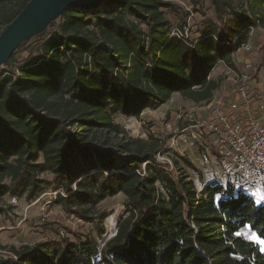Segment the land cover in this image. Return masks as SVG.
Returning <instances> with one entry per match:
<instances>
[{
    "label": "trees",
    "instance_id": "trees-1",
    "mask_svg": "<svg viewBox=\"0 0 264 264\" xmlns=\"http://www.w3.org/2000/svg\"><path fill=\"white\" fill-rule=\"evenodd\" d=\"M14 1L18 8L2 18L4 29L29 2L0 5ZM208 1L218 24L196 40L182 31L171 35L164 0L68 8L40 54L18 71L0 70V199L30 201L49 186L61 192L55 203L63 212L88 220L98 203L122 194L127 214L103 248L88 236L42 242L12 248L15 260L0 264H264V203L220 184L197 194L189 180L157 164L160 146L133 139L112 145L105 135L119 131L112 114L137 118L173 94L207 104L219 85L209 77L215 66L233 69L248 29H264V0H245L239 9ZM92 20L93 37L80 32Z\"/></svg>",
    "mask_w": 264,
    "mask_h": 264
},
{
    "label": "rangeland",
    "instance_id": "rangeland-1",
    "mask_svg": "<svg viewBox=\"0 0 264 264\" xmlns=\"http://www.w3.org/2000/svg\"><path fill=\"white\" fill-rule=\"evenodd\" d=\"M164 1L171 5L170 8L161 10L169 22L171 34H179L182 31L189 40H196L201 32L209 28L210 23L218 24L215 10L208 0H199L197 5L191 4L189 0ZM228 1L237 9L245 8V0ZM17 8V1L0 5V34L4 29V24L1 23L2 18ZM125 19L132 21L130 17ZM61 23L62 19L59 17L45 29L43 34L41 33V36L32 37L25 45L18 47L9 58L7 65L4 64L0 70L18 71L30 55L35 57L40 54L39 49L42 43L59 29ZM139 26L143 31L146 30L144 25ZM80 32L91 37L97 36V22L92 20ZM247 45L248 50L244 49ZM232 62L233 69L227 66L224 68L220 63L223 71L214 72L213 78L219 82V85L212 96L222 93L223 82L226 79L225 72H250V81L254 87L253 94L257 99L263 98L264 91L255 88V85L263 80L258 72H264V29L260 27L248 29L247 41L233 54ZM207 104H194L179 94H173L164 105L156 110H145L137 118L120 113L112 114L111 119L118 126L119 131L105 135L112 145L119 142L128 143L133 139L160 146V151L155 156L157 164L167 165L174 175L185 177L192 183L198 194L206 184L212 185L219 182L222 185L219 181L220 169L217 164L213 160L201 161V155L205 152L203 145L210 146L212 137L204 135L201 127L189 128L190 125L195 124L196 115L202 110L200 107ZM191 133L200 138H192ZM186 162L192 164L195 170L187 167ZM40 177L46 181L52 180V176L47 173L41 174ZM157 188L161 190L160 185H157ZM59 195H61L59 190L55 191L48 186L30 201L22 197L13 202L10 196L0 199V207L3 208V212H0L1 260H15L11 252L12 248L17 250L24 245L33 246L42 242L62 244L65 239L74 242L78 238L84 239L87 236L93 238L99 248H103L114 237L120 219L127 216L125 197L122 194L106 198L98 203L88 220H80L63 212L55 203ZM245 195L251 197L257 204L264 203V187ZM101 216L106 217L101 223L103 234L99 235L97 226ZM246 237L262 246L261 241L254 234L247 233Z\"/></svg>",
    "mask_w": 264,
    "mask_h": 264
},
{
    "label": "built area",
    "instance_id": "built-area-1",
    "mask_svg": "<svg viewBox=\"0 0 264 264\" xmlns=\"http://www.w3.org/2000/svg\"><path fill=\"white\" fill-rule=\"evenodd\" d=\"M225 74L222 96H212L189 128L201 127L212 137L210 146L203 145L201 161L217 164L222 186L245 194L264 187V99L255 98L250 72Z\"/></svg>",
    "mask_w": 264,
    "mask_h": 264
},
{
    "label": "water",
    "instance_id": "water-1",
    "mask_svg": "<svg viewBox=\"0 0 264 264\" xmlns=\"http://www.w3.org/2000/svg\"><path fill=\"white\" fill-rule=\"evenodd\" d=\"M103 0H29L0 34V68L24 42L45 29L68 9H89Z\"/></svg>",
    "mask_w": 264,
    "mask_h": 264
},
{
    "label": "crops",
    "instance_id": "crops-1",
    "mask_svg": "<svg viewBox=\"0 0 264 264\" xmlns=\"http://www.w3.org/2000/svg\"><path fill=\"white\" fill-rule=\"evenodd\" d=\"M220 63H218L216 66H215V68L212 70V72H211V74H210V78L211 79H213V80H215L214 78H213V74H214V72H222L223 71V67L224 68H226V66L222 63V66L223 67H221L220 65H219ZM258 74H259V77H263V80H261V81H259L258 83H256V87L255 88H257V89H260V91H264V72H258ZM263 97V99H264V96H262ZM204 107V106H203ZM203 107H200V108H203ZM198 108V107H197Z\"/></svg>",
    "mask_w": 264,
    "mask_h": 264
}]
</instances>
